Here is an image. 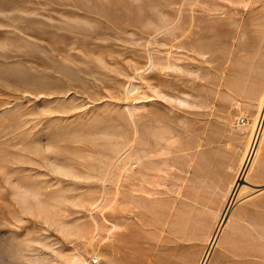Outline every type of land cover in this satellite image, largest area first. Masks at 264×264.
Wrapping results in <instances>:
<instances>
[{"label": "rangeland", "instance_id": "rangeland-1", "mask_svg": "<svg viewBox=\"0 0 264 264\" xmlns=\"http://www.w3.org/2000/svg\"><path fill=\"white\" fill-rule=\"evenodd\" d=\"M79 255L264 264V0H0V264Z\"/></svg>", "mask_w": 264, "mask_h": 264}, {"label": "bare ground", "instance_id": "bare-ground-1", "mask_svg": "<svg viewBox=\"0 0 264 264\" xmlns=\"http://www.w3.org/2000/svg\"><path fill=\"white\" fill-rule=\"evenodd\" d=\"M240 118H241V117H240ZM240 118H237V120H236V123L238 124L237 126H238V127L245 126L247 123L241 124V123L239 122V121H240ZM96 256H97V255H96ZM75 257H76V256H75ZM75 257H74V258H75ZM78 257H79V259H82V260H83V258H81L82 256L79 255ZM77 259H78V258H77ZM77 259H76V260H77ZM83 261H84V263H85V260H83ZM83 261H82V262H83ZM76 262H77V261H76ZM80 263H81V262H80ZM80 263H79V264H80ZM84 263H82V264H84ZM77 264H78V263H77ZM85 264H86V263H85Z\"/></svg>", "mask_w": 264, "mask_h": 264}, {"label": "built area", "instance_id": "built-area-1", "mask_svg": "<svg viewBox=\"0 0 264 264\" xmlns=\"http://www.w3.org/2000/svg\"><path fill=\"white\" fill-rule=\"evenodd\" d=\"M241 124H244V118H241L240 121H239Z\"/></svg>", "mask_w": 264, "mask_h": 264}]
</instances>
